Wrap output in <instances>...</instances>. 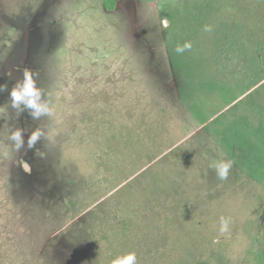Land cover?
I'll return each mask as SVG.
<instances>
[{"label":"rangeland","instance_id":"374dc122","mask_svg":"<svg viewBox=\"0 0 264 264\" xmlns=\"http://www.w3.org/2000/svg\"><path fill=\"white\" fill-rule=\"evenodd\" d=\"M0 86V264H264V0H0Z\"/></svg>","mask_w":264,"mask_h":264},{"label":"clouds","instance_id":"9594fccd","mask_svg":"<svg viewBox=\"0 0 264 264\" xmlns=\"http://www.w3.org/2000/svg\"><path fill=\"white\" fill-rule=\"evenodd\" d=\"M180 50V49H178ZM5 90V86H0V92ZM11 97V106L20 111L23 109L20 108V105H23L24 108L29 110L30 115L33 119H40L42 116L50 115L51 109L49 106L48 99H42V90L37 87L36 81L33 79L32 74H25L23 79L18 81L16 85L12 88L10 92ZM45 136V132L37 128L32 132L31 136L28 139V146L32 147L36 142ZM10 141L16 150H19L23 147L24 140L22 131L16 129L11 131ZM212 167L215 168L216 173L220 179H227L229 170L233 167L232 160H219ZM230 220L228 218L221 217V232H226L228 230V225ZM110 264H137V255L135 252H128L122 255H119L111 260Z\"/></svg>","mask_w":264,"mask_h":264}]
</instances>
